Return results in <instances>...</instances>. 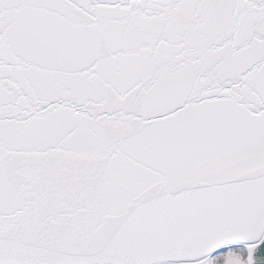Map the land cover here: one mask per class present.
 <instances>
[{"label": "snow or ice", "instance_id": "obj_1", "mask_svg": "<svg viewBox=\"0 0 264 264\" xmlns=\"http://www.w3.org/2000/svg\"><path fill=\"white\" fill-rule=\"evenodd\" d=\"M0 264H264V0H0Z\"/></svg>", "mask_w": 264, "mask_h": 264}]
</instances>
